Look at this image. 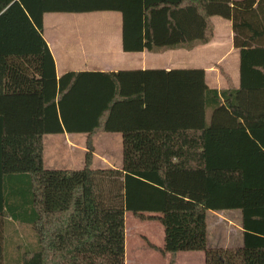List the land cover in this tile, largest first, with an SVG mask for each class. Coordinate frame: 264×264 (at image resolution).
<instances>
[{
  "label": "trees",
  "instance_id": "trees-1",
  "mask_svg": "<svg viewBox=\"0 0 264 264\" xmlns=\"http://www.w3.org/2000/svg\"><path fill=\"white\" fill-rule=\"evenodd\" d=\"M96 10L122 12L126 51L209 41L212 15L232 19L240 86L225 73L229 88H213L203 68L58 76L44 14ZM242 16L255 42L239 41ZM257 52L264 0H0V264H10L16 222L34 236L16 264H126L128 211L162 223L164 244L151 245L175 264L182 250L208 254V212L227 209L242 213L243 263L264 264V61H249ZM123 103L158 112V127L114 124ZM100 131L122 132L121 168L93 166ZM63 132L88 134L83 167L45 166L44 135Z\"/></svg>",
  "mask_w": 264,
  "mask_h": 264
},
{
  "label": "crops",
  "instance_id": "crops-1",
  "mask_svg": "<svg viewBox=\"0 0 264 264\" xmlns=\"http://www.w3.org/2000/svg\"><path fill=\"white\" fill-rule=\"evenodd\" d=\"M211 19L214 23V34L209 41L194 40L179 46L164 47V49L157 51L148 49L126 51L124 49L123 14L117 10L46 12L44 14V37L54 56L58 76L69 70L118 72L120 70L160 68L166 70L174 68H203L206 72V81L209 86L218 90L229 88V81L225 75L227 73L233 85L239 87L241 83L242 54L240 47L235 45L236 32L233 20L221 15H212ZM249 19L250 17L248 16L245 18L242 16L239 20V23H242L238 34L239 41H244V39L246 41H254L253 38L256 37V33L251 31V26L248 23ZM255 19L258 21V18ZM254 42L250 46L255 47ZM258 59L264 61V55L260 54V52L251 56L249 61L253 62ZM171 113L174 112H169V114ZM158 116L159 113L155 111L148 113L143 112L141 109L131 110L123 103L115 112L113 123L127 126L134 123L142 124V126L149 124L152 128H155V124L158 127ZM100 132H107L111 135L105 136V143L100 149L94 142V136L99 132L93 135V166L121 168L124 160L122 132ZM115 132L117 134H114ZM76 133L78 132L54 133V135L64 134L67 143L73 148L72 151H76V148H79L86 156L88 134L86 133V143L84 145L77 141ZM46 135L48 134L44 135V164L46 161ZM71 160L73 159L71 158ZM95 163L102 165H95ZM233 220H236L242 233V249V213L239 209L209 211L208 239L211 236L212 221L215 222L216 227H220L224 226L223 224L225 223L232 224ZM217 236L219 237V232L218 235L216 234ZM218 246V241L214 240V247L219 248ZM204 252L206 256L207 252ZM178 258L177 254L175 264H177Z\"/></svg>",
  "mask_w": 264,
  "mask_h": 264
},
{
  "label": "rangeland",
  "instance_id": "rangeland-1",
  "mask_svg": "<svg viewBox=\"0 0 264 264\" xmlns=\"http://www.w3.org/2000/svg\"><path fill=\"white\" fill-rule=\"evenodd\" d=\"M114 134H117L116 132ZM120 134V133H118ZM107 132H99L94 136V142L98 149L103 147ZM77 141L85 145L86 133H76ZM121 136V134H120ZM64 134L45 137V166L50 168H79L85 164V153L79 148L72 151ZM48 142V143H47ZM72 151V152H70ZM71 158L74 160H71ZM75 162V163H74ZM95 165H102L95 163ZM210 217V216H209ZM126 250L127 264H168L169 256L151 244L162 246L165 232L162 223L158 220L140 219L130 211L126 212ZM234 219V218H233ZM224 226L216 227L212 221L211 236L208 239L210 251L205 256L204 251L182 250L178 253L177 264H221L215 250L223 254L225 264H244L241 252L242 233L236 220L233 223H225ZM219 237H216V234ZM8 247L6 251L10 264H16L19 252L32 243L34 236L31 227L20 222L13 223L8 230ZM214 240L218 241V247H214ZM18 245V246H17ZM202 252V253H201ZM204 254V255H203Z\"/></svg>",
  "mask_w": 264,
  "mask_h": 264
}]
</instances>
